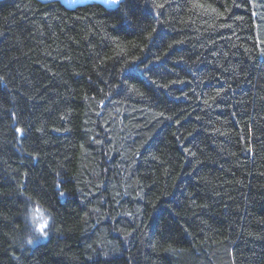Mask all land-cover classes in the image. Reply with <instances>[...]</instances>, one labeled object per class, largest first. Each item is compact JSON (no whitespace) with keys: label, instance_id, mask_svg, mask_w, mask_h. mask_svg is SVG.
Wrapping results in <instances>:
<instances>
[{"label":"trees","instance_id":"1","mask_svg":"<svg viewBox=\"0 0 264 264\" xmlns=\"http://www.w3.org/2000/svg\"><path fill=\"white\" fill-rule=\"evenodd\" d=\"M0 264H264V0H0Z\"/></svg>","mask_w":264,"mask_h":264},{"label":"rangeland","instance_id":"2","mask_svg":"<svg viewBox=\"0 0 264 264\" xmlns=\"http://www.w3.org/2000/svg\"><path fill=\"white\" fill-rule=\"evenodd\" d=\"M61 1H63L66 5L70 7H75L77 5H82V4L91 3L95 1L100 2L110 8H114L117 6V5H113L112 0H61ZM30 217H31L30 221L32 223L34 230L41 234V232L38 229L43 227V231L46 233L48 226H49V220L47 216L42 212V210L35 209L34 213ZM46 237H47V234L40 236L39 239L44 240L46 239Z\"/></svg>","mask_w":264,"mask_h":264},{"label":"snow or ice","instance_id":"3","mask_svg":"<svg viewBox=\"0 0 264 264\" xmlns=\"http://www.w3.org/2000/svg\"><path fill=\"white\" fill-rule=\"evenodd\" d=\"M122 2H124V0H112L113 5H118V4L122 3ZM17 131H20V129H17ZM61 195H63V193H61ZM45 226H46V224H45ZM38 230L41 232L42 235H46V233L43 231V227L40 228V229H38ZM27 243L28 244H32L33 243V240L32 239H29L27 241Z\"/></svg>","mask_w":264,"mask_h":264}]
</instances>
